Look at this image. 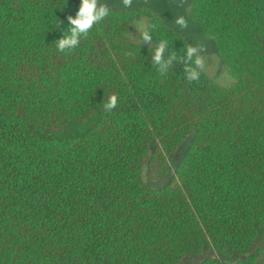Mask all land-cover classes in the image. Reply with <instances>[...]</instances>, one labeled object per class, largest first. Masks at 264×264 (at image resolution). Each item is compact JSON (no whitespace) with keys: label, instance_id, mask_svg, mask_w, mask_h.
I'll return each instance as SVG.
<instances>
[{"label":"trees","instance_id":"trees-1","mask_svg":"<svg viewBox=\"0 0 264 264\" xmlns=\"http://www.w3.org/2000/svg\"><path fill=\"white\" fill-rule=\"evenodd\" d=\"M188 2L230 86L151 8L60 52L81 0H0V264H264V0Z\"/></svg>","mask_w":264,"mask_h":264},{"label":"rangeland","instance_id":"rangeland-1","mask_svg":"<svg viewBox=\"0 0 264 264\" xmlns=\"http://www.w3.org/2000/svg\"><path fill=\"white\" fill-rule=\"evenodd\" d=\"M100 4L107 5L108 9H125L134 7H148L156 11L163 19L165 24L172 30L182 35L188 44L193 47H198L196 53L204 61V67L200 69L205 76L212 82L227 87L234 81L228 72L223 68L217 55L215 54L212 42L204 38L198 27L192 23L188 18V0H132L131 6L125 7L122 0H99ZM183 17L187 22V27H181L176 23L177 18ZM147 26V20L140 17L134 20L131 24L128 39L136 44L142 43L139 40V34L142 33ZM201 49V50H199ZM189 143L186 139L178 148L173 163L175 164L184 154L185 149ZM142 182L151 188L163 186L168 180L169 175L165 178L158 179L147 175L145 168L142 169ZM202 258H190L181 262V264H200Z\"/></svg>","mask_w":264,"mask_h":264},{"label":"clouds","instance_id":"clouds-1","mask_svg":"<svg viewBox=\"0 0 264 264\" xmlns=\"http://www.w3.org/2000/svg\"><path fill=\"white\" fill-rule=\"evenodd\" d=\"M125 7L131 6L132 0H122ZM109 15V9L107 5L100 4L99 0H81V4L75 18L72 16L68 17L70 27L67 28L66 35L64 38L56 42L57 49L60 52L66 50L75 49L79 43L81 37H87L90 30L94 25L98 24L104 18ZM176 23L181 27H187V22L183 17H179ZM144 41H150L151 35L148 32L143 34ZM165 43L161 42L160 46L155 50L154 60L159 63L162 59V54L165 49ZM201 50V49H199ZM198 47L188 46L187 47V59L192 61L194 66L187 69L189 81H195L199 79L200 71L204 67V61L201 57L197 56L196 53ZM193 57L195 60L193 61ZM118 97L113 94L108 98L107 102L103 103L104 109L107 111L113 110L117 106Z\"/></svg>","mask_w":264,"mask_h":264}]
</instances>
